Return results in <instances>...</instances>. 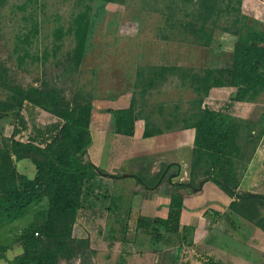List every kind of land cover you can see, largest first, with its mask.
<instances>
[{"label":"crops","instance_id":"1","mask_svg":"<svg viewBox=\"0 0 264 264\" xmlns=\"http://www.w3.org/2000/svg\"><path fill=\"white\" fill-rule=\"evenodd\" d=\"M246 1L242 0V9L248 16V24L264 31L246 11ZM153 20L155 27L161 28L165 16L157 14ZM222 33L228 40L233 38L234 44L235 35ZM216 37V32H212L207 46L165 43V40L138 46L135 62L120 65L133 71V78L123 85L116 86L107 74L102 75L95 68L89 140L83 155L84 163L94 167L95 175L83 188L81 198L83 209L106 213L91 222L90 247L95 250V263L264 264V228L230 209L234 198L211 181H204L197 192H189L188 188L180 190L183 210L178 233H167L163 241L153 242L136 228L139 217L166 219L173 185L190 181L195 129L189 120L193 111L187 107L196 94L175 73L177 69L225 67L220 57L224 42H217ZM160 68L167 69L161 76L150 74L149 70ZM137 78L143 82H137ZM102 81L105 88L101 93ZM233 92V87H213L203 104L223 100ZM154 94L173 103L166 101L159 111H139L142 97L151 99ZM131 101H134L133 135L118 134L112 111L127 108ZM245 104L247 109L238 113L240 119L255 121L264 113V102ZM3 115L0 144L4 138H13L44 147L62 124L58 117L28 102L14 113ZM146 130L152 134L146 136ZM263 146L264 134L244 179L256 178L257 173L251 168L260 162L258 150ZM12 159L18 174L29 180L35 178L36 167L30 157Z\"/></svg>","mask_w":264,"mask_h":264},{"label":"rangeland","instance_id":"2","mask_svg":"<svg viewBox=\"0 0 264 264\" xmlns=\"http://www.w3.org/2000/svg\"><path fill=\"white\" fill-rule=\"evenodd\" d=\"M245 5L246 11L264 30L263 0H247ZM157 14L169 19L161 28L155 27L156 19L153 17ZM247 17L242 9V0H0V119L4 113H14L29 101L48 110L53 109L52 105L56 103L61 111L82 117L92 102L95 68H99L102 75L107 74L116 86L123 85L133 78V71L120 65L135 62L138 46L155 43L154 40L161 38H166L165 43L177 41L200 45L192 39L203 41L208 36L205 30L216 32V41L224 42L220 57L227 67L232 61L234 44L233 38L228 40L222 32L236 34L243 29L244 23L254 28L248 24ZM78 32L79 36L85 35L80 60L74 54ZM199 56L197 53L196 57ZM149 71L155 76L160 75L158 71ZM202 72L191 74L181 70L175 74L188 83L191 81L192 85L204 86L206 82L201 80L207 75ZM137 79V82H143ZM104 88L102 81L99 85L101 93ZM235 92L236 88L223 100L219 98L217 102L205 103L210 108L230 114L233 122H230L228 130V142L221 151L213 152L207 144L204 145L201 151L203 158L195 166L192 181L195 184L199 179H215L239 194L256 193L264 197V146L258 150L260 162L251 168L257 173L256 178L244 179L264 134V113L255 121L238 116L240 111L247 109L245 103H263L264 92L255 100H249L246 94L243 100L227 104ZM201 97L199 93L187 107L193 111L189 120H194V124L202 113ZM166 101L173 103V100H165L159 94H154L151 99L142 97L139 111H159ZM83 142L80 139L75 147ZM52 149H59L62 159L66 160L71 153L69 139L59 135ZM26 154L33 161L44 162L40 152L28 151ZM81 158L83 156H77V159ZM73 166L78 167V163ZM93 174L84 168L66 176L78 200ZM49 184L45 181L40 183L39 197L16 220L0 223V247L4 249L0 250L3 256L0 264H8L21 256L20 237L26 231H33L34 236L40 238L44 235L42 228L56 221L48 216L54 187ZM46 185H49L48 189ZM235 203L234 208L240 214L257 222L264 221V198L238 199ZM67 236L70 238L69 229ZM80 242L86 243L77 241L73 246ZM94 257L95 250L88 247L71 259H59L58 263L97 264Z\"/></svg>","mask_w":264,"mask_h":264},{"label":"trees","instance_id":"3","mask_svg":"<svg viewBox=\"0 0 264 264\" xmlns=\"http://www.w3.org/2000/svg\"><path fill=\"white\" fill-rule=\"evenodd\" d=\"M107 1L112 2L113 0ZM167 22H169L168 17L165 18V24H167ZM205 33L208 36H206L203 41L193 38V42L202 46L210 44L212 32L205 30ZM233 35H235L237 39L233 46L232 61L227 67H211L198 71L191 69L184 70L190 71L191 74H200L201 71H203L202 74L205 73L207 75L206 79L201 80L202 82H206L204 86H198L197 84L192 85L193 83H191V81L189 82V86L196 96L198 97L199 93L202 95V99H200L199 102L202 113L195 124L193 123L194 120H190L191 126L195 129L191 177L188 183L173 185L175 189L171 193L169 212L166 219L148 217L138 218L136 228L149 235L153 242L163 241L167 233L179 232L180 216L183 210V195L180 190L195 185L194 181H192V174L194 173L196 164L203 158L201 151L204 145L207 144L213 152L218 153L228 142V130L231 128L230 122H233V120L230 114L224 110L210 108L206 106L205 103L203 104L208 97L209 90L213 87L236 88L234 96L227 103L229 105H232L234 101L243 100L246 94H248L249 100H255L257 95L264 92V31L252 28L244 23L243 29ZM161 39L166 40V38ZM84 43L85 35L81 34L79 36L78 32L74 54L77 55L79 60L84 51ZM165 70L167 69L160 68L153 71H158L160 73L159 76H161ZM176 71L181 70L177 69ZM29 102L59 119L64 120V122H62L55 137L44 147H39L31 142H19L13 138H4L1 142L0 223L2 221L16 220L21 215L22 211L39 197L38 189L40 183L42 181H45V183L50 182L51 184L49 185H53L54 187L50 196L52 208L48 216L50 218H55L56 221L42 228V232L44 233L43 237H35L33 231H26L24 236L20 237L23 251L21 256L8 264H59V259H71L78 255L82 249L86 250L90 247V232L88 230V235L86 237H79L73 234V226L81 210L87 209H83L81 199L78 200V198H76L70 183L67 181L68 178L66 177L84 168H88L94 173V167L91 164L84 163L83 158L77 159V156L84 155L85 147L89 140L90 105L85 115L83 114L82 117H75L68 114L67 111H61L59 105L56 103L52 105L53 109L48 110L39 106L38 103ZM133 104L134 101H131L127 108L112 111L116 133L126 136L133 135ZM150 134H152V132L148 130L145 131L146 136ZM59 135H64L69 139L71 153L66 160L62 159L59 149H52ZM80 139L84 140L83 144L75 147V144ZM28 151L40 152L44 157V162L42 163L33 161L36 167V176L31 180L16 172L12 159L13 156L15 159L29 157L26 154ZM60 159L63 161H59ZM74 163H78V167L73 166ZM176 173L175 171L174 174ZM54 174H56V176ZM94 175L95 173L93 176ZM204 180L213 182L221 190L234 198L230 205V209L257 226L264 228V221L257 222L253 218H248L240 214L234 208L235 202L238 201V199H263L264 197L262 195L256 193L239 194L236 190L222 185L215 179L205 178ZM49 185H46V188L49 187ZM68 224H70V226H68ZM68 229L70 238L67 236ZM36 233V236H38L39 232L36 231ZM77 241H84L86 243L80 242L74 247L73 244ZM0 250L3 251L4 249L0 247ZM2 257L3 256L0 254V259Z\"/></svg>","mask_w":264,"mask_h":264},{"label":"built area","instance_id":"4","mask_svg":"<svg viewBox=\"0 0 264 264\" xmlns=\"http://www.w3.org/2000/svg\"><path fill=\"white\" fill-rule=\"evenodd\" d=\"M102 216H106V213L81 210L76 222L74 223L73 234L79 237H86L88 235L87 230L90 232V227H93L91 222Z\"/></svg>","mask_w":264,"mask_h":264},{"label":"water","instance_id":"5","mask_svg":"<svg viewBox=\"0 0 264 264\" xmlns=\"http://www.w3.org/2000/svg\"><path fill=\"white\" fill-rule=\"evenodd\" d=\"M204 181H205L204 179L196 180L195 185H191L188 187L189 192L199 191Z\"/></svg>","mask_w":264,"mask_h":264}]
</instances>
